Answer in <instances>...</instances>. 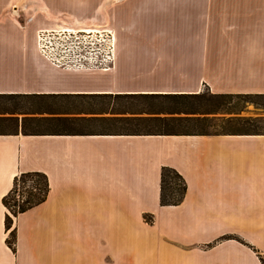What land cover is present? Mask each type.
<instances>
[{"label":"crops","instance_id":"crops-1","mask_svg":"<svg viewBox=\"0 0 264 264\" xmlns=\"http://www.w3.org/2000/svg\"><path fill=\"white\" fill-rule=\"evenodd\" d=\"M86 2L110 9L111 68L54 65L8 20L0 94L264 93V0ZM163 166L187 184L178 205L160 204ZM26 171L45 173L49 193L7 230L2 199ZM259 255L264 134H0V264H261Z\"/></svg>","mask_w":264,"mask_h":264},{"label":"trees","instance_id":"trees-1","mask_svg":"<svg viewBox=\"0 0 264 264\" xmlns=\"http://www.w3.org/2000/svg\"><path fill=\"white\" fill-rule=\"evenodd\" d=\"M231 98L264 107V93L222 94L202 90L197 93H77L0 94V134L28 135H213L264 134L238 116L222 118V130L210 131L213 113H232ZM46 113L48 116H29ZM24 114L22 117L17 115ZM29 114V115H27ZM236 121L235 128L225 129ZM213 127V125L211 126ZM232 127V126H231ZM187 184L174 168L160 171V204L175 206L182 202ZM49 182L43 172H21L4 195V225L7 230L19 214L45 202ZM16 232L6 238L15 251ZM261 264L264 257L259 255Z\"/></svg>","mask_w":264,"mask_h":264},{"label":"rangeland","instance_id":"rangeland-1","mask_svg":"<svg viewBox=\"0 0 264 264\" xmlns=\"http://www.w3.org/2000/svg\"><path fill=\"white\" fill-rule=\"evenodd\" d=\"M45 3L49 5L51 8L50 16L48 15V10H45L43 7H47L44 4H38V0H15V2H11V0H0V26H3V22H7L8 20L13 21L16 25L21 29L20 32L31 33L35 39V47L38 48L37 44V31L39 29H61L63 27L66 28H83V29H98L101 30H110L113 35L114 29L109 26L108 22V13H110V9L106 8L102 12H96L95 9L91 12L92 5L95 2H86L87 4L84 6V0H69L67 3L66 0H43ZM35 3V5H33ZM40 4V3H39ZM74 4H77L76 11ZM108 3L106 1L103 4L105 7ZM66 6V8L64 7ZM63 12V13H62ZM97 13V14H96ZM107 14V15H106ZM34 18V19H33ZM31 20V22H29ZM33 21V22H32ZM67 24H66V23ZM30 23V24H29ZM29 26L25 28L27 25ZM102 32V31H101ZM53 41V40H52ZM59 42V41H58ZM90 43L89 47H86L87 51H94L98 54V58L95 64L90 65L88 69L82 71H100L104 65L102 57H100L99 52L101 54V50L104 47V43H102L101 36L94 37L93 39L88 40L87 44ZM77 45V43H75ZM115 45L116 37H115ZM52 46H55L52 44ZM95 46V47H94ZM83 48V47H82ZM81 48V49H82ZM77 50H80L77 47ZM100 60L98 61V59ZM52 64L56 65V63L51 60ZM114 63V62H113ZM113 64L109 66L111 68ZM230 105L233 107L232 113H213L209 114V117L213 118L210 122V131H220L222 130V118L235 117L238 116L240 118L252 119V123L255 128L261 132H264V107L256 106V104L252 103H244L243 101H239V98H231ZM24 114L17 115L18 117H22ZM29 115V114H27ZM48 116L46 113L42 114H30L29 116ZM233 121L230 126L225 125V129L235 128L237 123ZM213 125V127H211ZM232 126V127H231Z\"/></svg>","mask_w":264,"mask_h":264},{"label":"built area","instance_id":"built-area-1","mask_svg":"<svg viewBox=\"0 0 264 264\" xmlns=\"http://www.w3.org/2000/svg\"><path fill=\"white\" fill-rule=\"evenodd\" d=\"M101 31L98 29L66 27L50 30L39 29L36 34V41L39 52L48 58V60H53L56 65L63 66L67 69L85 70L90 65L95 64L98 58V54L93 50H86V47L90 45L87 42L94 37L101 36L102 43H104L101 54L99 52L100 57H102L101 60L104 62L101 70L106 71L115 59V36L110 30ZM52 44L55 46H52ZM77 47L80 50H77Z\"/></svg>","mask_w":264,"mask_h":264}]
</instances>
